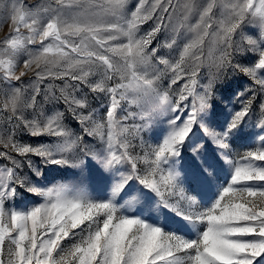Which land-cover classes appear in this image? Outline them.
Here are the masks:
<instances>
[{"label": "snow or ice", "instance_id": "6c2138e0", "mask_svg": "<svg viewBox=\"0 0 264 264\" xmlns=\"http://www.w3.org/2000/svg\"><path fill=\"white\" fill-rule=\"evenodd\" d=\"M0 11L11 23L0 39V264H264V100L257 135L245 130L264 96V0H4ZM229 70L254 86L218 93ZM46 79L63 87L48 84L41 103ZM145 130L157 143L141 139L133 155L128 136ZM243 136L256 147L232 158ZM52 171L62 179L45 185ZM22 192L42 202L17 208Z\"/></svg>", "mask_w": 264, "mask_h": 264}, {"label": "rangeland", "instance_id": "374dc122", "mask_svg": "<svg viewBox=\"0 0 264 264\" xmlns=\"http://www.w3.org/2000/svg\"><path fill=\"white\" fill-rule=\"evenodd\" d=\"M4 2V0H0V4H2ZM25 5L28 6H35L36 4L40 3V0H23ZM130 4H132V6L134 7L135 5V0H130ZM5 13H3L2 11H0V20H2V22H0V39H3L7 33L10 31L11 28V23L10 21L3 19ZM198 17H192L191 19V23H195L196 19ZM179 17L176 18L175 22H179ZM152 22H149L145 25H143L142 27V31L143 32H147L148 30H150V28L152 27ZM21 31L27 35V31L23 28H21ZM244 32L246 34L249 35H255L256 34V30L252 28V26H246L244 29ZM165 39V35L161 34L159 37L158 41H155L152 45V47L156 46V43L158 42H162ZM234 39L239 42L241 40V36L240 35H236L234 36ZM182 46V45H181ZM30 47H35V46H30ZM207 48L205 49V55H207ZM168 52L167 49H164L161 51V55H165ZM173 55H177L178 53H173ZM218 55V53H217ZM0 58H6V57H0ZM27 56H21L18 60V66L16 68V73L19 74V72L23 69L24 65H23V60L26 59ZM235 62V61H234ZM36 70L35 65H33V69L29 70L28 73L22 78L23 83L24 84H30L32 82V80L35 79L34 76V71ZM215 68L210 67V62L206 63L204 66L201 67V70L199 72V76L198 79L200 80L201 84H205L207 83V78L209 76L210 72H214ZM100 78L99 74H95L91 77H89L90 82H95L96 80H98ZM114 82H119L118 78L116 81ZM114 82H109V86H111L112 83ZM224 83L227 85V87L225 88H221V87H217V91L218 93L222 92L223 95L225 97H227L228 99H231V96L238 91H242L246 86H254V82L252 81V79L250 77H247L243 74H233L230 70L227 72V76L224 78ZM48 84H53L58 86L55 90L57 92V95H59V87H63V81L56 79V80H51V79H46L43 84L41 85V95L38 97V100L43 103V97H44V92L43 90L47 87ZM163 87L167 88L168 87V82H167V78H165L164 82H163ZM178 87V86H177ZM170 91H174L170 90ZM198 91H202V89H198ZM84 92H88L87 87H84ZM30 95V93H29ZM251 93H248V96H250ZM248 97L246 96L245 99H247ZM89 99L91 100V96H89ZM260 100H264V96H260L257 101H256V105L253 107L252 110V114L247 118L246 121V126H245V130L250 132L252 134V136H256L258 133V129L254 126L258 123V119H259V114H258V105ZM223 101H220L217 108H216V112H217V119L218 120H224L225 118V112L226 110L223 109L222 105H223ZM98 102L97 101H93L92 102V107L95 108L97 107ZM232 105L230 104L229 107H231ZM238 106V105H237ZM59 110L63 111L64 110V105L58 104L56 106ZM125 108H128V105H124ZM45 110L49 113H51L52 111V106L51 105H46L45 106ZM132 111H138L135 106H133L131 108ZM29 112L31 111L30 109L28 110ZM121 115H123V113H120ZM101 115H103V113L101 112ZM162 119V118H161ZM66 120L70 123H72L73 127H77L75 125L74 122L71 121V117L70 116H66ZM129 125L132 124H136V125H140L141 124V120L139 118H137L135 121H128ZM0 126H4L7 127V120H6V115L4 114H0ZM78 131V128H77ZM259 134H264V133H259ZM18 139H21L24 142H30L32 144H37L39 142H41V140L39 138H33L31 140H29V137L27 135H23V136H19ZM128 139H130L132 141L133 144H136L137 147L136 149L133 151V155L139 154V155H143V151L140 149L139 144H140V140L143 139L145 142H150L152 144L157 143V140L155 139V137L152 135V133L148 130L143 131L140 135L136 136L135 139L132 138L131 135L128 136ZM4 140H7V137H4ZM91 142V141H89ZM256 147V145L254 143L251 142V138L249 136H243L239 139H237L234 142L233 145V150L230 153V155L232 156V158H238L239 155H242L246 150H249L250 148H254ZM6 149L3 148L2 145H0V151H5ZM13 155H16V153H12ZM35 159V158H34ZM7 163V161H5L4 159H0V164H5ZM141 168H143V165H139ZM27 169H25L26 171ZM70 175V173H69ZM49 179L45 182H43L45 185H50L51 183H54L57 180L62 179V176L59 172L57 171H52L48 174ZM221 177L223 179L224 177V173L221 172ZM22 196L23 198H18L15 201V207L17 208H21V207H26L27 205L30 204H38L40 202H42L41 198L34 196V195H30L28 193H23L22 192ZM12 205H9V207H11Z\"/></svg>", "mask_w": 264, "mask_h": 264}]
</instances>
